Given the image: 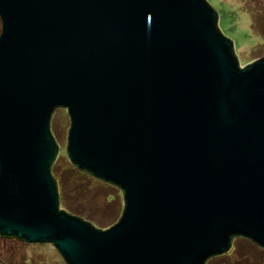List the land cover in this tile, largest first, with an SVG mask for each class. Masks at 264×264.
<instances>
[{"label":"water","instance_id":"1","mask_svg":"<svg viewBox=\"0 0 264 264\" xmlns=\"http://www.w3.org/2000/svg\"><path fill=\"white\" fill-rule=\"evenodd\" d=\"M0 237L65 264H206L264 250V57L241 66L206 0H0ZM70 164L123 193L102 231L60 209Z\"/></svg>","mask_w":264,"mask_h":264},{"label":"rangeland","instance_id":"2","mask_svg":"<svg viewBox=\"0 0 264 264\" xmlns=\"http://www.w3.org/2000/svg\"><path fill=\"white\" fill-rule=\"evenodd\" d=\"M218 15V28L234 44L241 66L264 57V0H206ZM0 20V33H1ZM50 132L58 146V157L51 175L60 188L63 203L99 230L118 220L122 192L75 169L66 156L70 119L65 108L54 109ZM62 209V206H60ZM233 240L231 250L208 259L206 264H264V250L247 240ZM253 244V247L252 245ZM257 246V245H256ZM236 248L233 252L232 249ZM0 264H65L51 245H30L16 238L0 237Z\"/></svg>","mask_w":264,"mask_h":264},{"label":"trees","instance_id":"3","mask_svg":"<svg viewBox=\"0 0 264 264\" xmlns=\"http://www.w3.org/2000/svg\"><path fill=\"white\" fill-rule=\"evenodd\" d=\"M234 54H235V52H234ZM236 56V55H235ZM50 126H51V124H50ZM52 135V134H51ZM57 157H58V154H57V156H56V158H55V160L57 159ZM55 162V161H54ZM54 162H53V164L51 165V168H50V171H51V173L53 172V166H54ZM74 167V166H73ZM75 169H77L76 167H74ZM78 170V169H77ZM78 171H80V170H78ZM82 174L83 173H85V172H83V171H80ZM85 174H87V173H85ZM85 174H83V175H85ZM89 175V174H88ZM89 176H91V175H89ZM92 177V176H91ZM52 178L55 180V178L52 176ZM56 181V180H55ZM56 185H57V189H58V192H59V203H60V206H62V209L67 213V214H69V215H71V216H74V217H78V218H80V219H82L81 217H79V215L77 214V212L75 211V210H71L68 206H66L64 203H63V200H62V197H61V195H60V188H59V186H58V183H57V181H56ZM122 192V191H121ZM122 198H123V193H122ZM123 209V208H122ZM121 213H122V210H121ZM121 213H120V216H121ZM120 216H119V218H118V220L120 219ZM82 220H84V219H82ZM118 220L116 221V223L118 222ZM90 223V222H89ZM115 223V224H116ZM92 226H94L96 229H99L98 227H96L95 225H93L92 223H90ZM114 224V225H115ZM4 238V237H3ZM7 238V237H6ZM241 238V237H240ZM235 238H233L232 239V243H233V240H234ZM243 239H245V238H243ZM243 239H239L238 241L240 242V241H245V240H243ZM250 245H252V247H253V244H251L250 243ZM255 245V244H254ZM255 247H258V246H256L255 245ZM260 248V247H259ZM236 248H233L232 249V252L235 250Z\"/></svg>","mask_w":264,"mask_h":264}]
</instances>
